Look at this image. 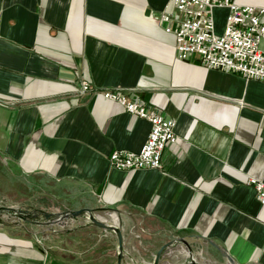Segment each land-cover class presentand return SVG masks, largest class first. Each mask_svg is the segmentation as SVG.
Masks as SVG:
<instances>
[{"label": "crops", "instance_id": "0c3cea01", "mask_svg": "<svg viewBox=\"0 0 264 264\" xmlns=\"http://www.w3.org/2000/svg\"><path fill=\"white\" fill-rule=\"evenodd\" d=\"M165 12L178 15L170 0H0V186L40 194L41 208L119 211L127 264H153L179 238L202 261L227 264L221 249L264 264V206L248 184L264 183V82L180 61L154 20ZM83 82L95 92L80 95ZM105 91L176 122L162 170L110 166L115 151L140 152L151 125ZM14 229L0 226V264H118L115 236L99 228ZM186 259L182 246L163 264Z\"/></svg>", "mask_w": 264, "mask_h": 264}, {"label": "built area", "instance_id": "2783aa9c", "mask_svg": "<svg viewBox=\"0 0 264 264\" xmlns=\"http://www.w3.org/2000/svg\"><path fill=\"white\" fill-rule=\"evenodd\" d=\"M174 11L155 17L157 24H167L165 31L176 38V53L180 61L194 55L203 66L241 75L246 81L264 82V7L240 4L238 0H170ZM226 10L222 32L217 31V11ZM174 22L177 23L174 26ZM95 92L83 82L80 95ZM106 100L119 104L127 113L147 120L151 131L138 153L115 151L110 166L118 171L162 170L167 145L178 141L176 122L151 114L139 102H132L120 91H105ZM264 206V183L248 181Z\"/></svg>", "mask_w": 264, "mask_h": 264}, {"label": "water", "instance_id": "95a60500", "mask_svg": "<svg viewBox=\"0 0 264 264\" xmlns=\"http://www.w3.org/2000/svg\"><path fill=\"white\" fill-rule=\"evenodd\" d=\"M107 214L114 221V224H107L100 220V216ZM120 212L115 209H95L66 211L63 213H47L42 210L31 209L29 207L13 208L0 207V226L2 227H25L31 225L38 232L36 235H63L71 234L75 231L96 227L105 233H112L118 246V264H127L125 242L123 232L120 227ZM184 246L187 250L190 261L188 264H210V261L203 262L192 249L188 240L184 238L176 239L164 245L156 254L153 264H163L165 258L175 249ZM227 259V264H237L224 250L219 249Z\"/></svg>", "mask_w": 264, "mask_h": 264}, {"label": "rangeland", "instance_id": "374dc122", "mask_svg": "<svg viewBox=\"0 0 264 264\" xmlns=\"http://www.w3.org/2000/svg\"><path fill=\"white\" fill-rule=\"evenodd\" d=\"M219 18V17H218ZM219 27L222 28L224 22L222 19H218ZM9 188L7 186H0V207H13V208H21V207H29L31 209L42 210L47 213H63L66 212L65 210L59 208H41L42 205V196L40 194H35V197L32 194H25V193H13L9 192ZM2 227V226H1ZM4 229L10 230V228H15L14 232L18 234H29L31 231L38 232V230L31 226L26 225L25 227H3ZM189 262V259H186ZM209 261V260H208ZM207 262V261H203ZM211 262V261H210ZM180 263H185L184 260H180ZM210 264H216L211 262Z\"/></svg>", "mask_w": 264, "mask_h": 264}]
</instances>
